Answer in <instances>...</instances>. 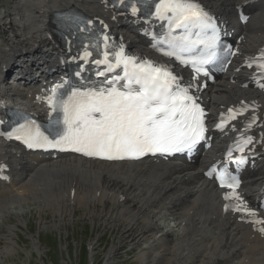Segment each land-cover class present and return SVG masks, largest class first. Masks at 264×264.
<instances>
[{"label":"bare ground","instance_id":"bare-ground-1","mask_svg":"<svg viewBox=\"0 0 264 264\" xmlns=\"http://www.w3.org/2000/svg\"><path fill=\"white\" fill-rule=\"evenodd\" d=\"M201 1L235 28L241 37L237 45L242 54L264 44V0ZM13 2L16 5L3 10L7 13L0 16V86H5L4 99L15 96L31 100L28 95L34 82H39L32 77L41 74L44 78L54 66L59 52L50 30L54 13L74 8L92 16L106 14L113 29L130 45L144 46V40L136 35L144 27L141 19L130 14L116 16L104 0ZM238 7L251 13L245 24L237 21ZM5 25H9L6 30ZM4 68L19 70L22 77L2 80ZM246 81L242 68L222 74L209 87L211 108L249 98L257 101L264 114V91H252L250 85L243 87ZM259 129L264 132V125ZM208 152L214 154L216 149ZM0 158L12 160L13 174L10 180H0V212L11 202L33 198L38 199L36 209H50L60 220L65 213L75 214L81 208L92 221L99 217L106 227H116L126 245L138 248L136 260L140 264H264V235L238 222L236 216L221 213V201L212 181L200 176L202 158L182 165L181 159L175 163H103L52 160L34 154L26 161L17 147L1 142ZM256 171L245 188L248 197L264 182V161L258 163ZM23 215L16 214L14 223L3 225L6 231L0 233V244L4 243L0 245V256L13 249L12 236ZM32 240L35 246L36 239ZM120 248V242L111 246L106 253L107 264Z\"/></svg>","mask_w":264,"mask_h":264},{"label":"snow or ice","instance_id":"snow-or-ice-1","mask_svg":"<svg viewBox=\"0 0 264 264\" xmlns=\"http://www.w3.org/2000/svg\"><path fill=\"white\" fill-rule=\"evenodd\" d=\"M136 11L133 6L132 12ZM155 15L168 25V32L160 41L161 50L163 45L168 46L163 54L175 56L182 63L189 62L183 58V53L201 44L214 47L219 38L213 17L199 0H158ZM105 49L103 59L95 63L105 65L107 72L121 69L122 75L117 73L106 79L101 87L72 89L66 98H55L62 85L53 87V96L48 98V103L54 111L58 109L62 113L55 134L45 135L34 122L26 121L6 133L7 138L20 140L29 148L71 149L85 156L108 160L191 151L204 139V111L191 94L193 85H182L166 65L125 54L122 46L111 58L107 44ZM90 55L87 50L84 52L85 58ZM209 59L211 57H201L191 62L195 67ZM253 63L264 72V51L248 66L252 67ZM201 70L196 67L198 73ZM99 75H105V72ZM260 86L264 87V84ZM229 114L228 119H235L241 113L229 109ZM255 119L253 117L252 122ZM217 127H223V121ZM248 143H251L250 138L245 141ZM237 150L244 151L243 147ZM228 156H232L231 150ZM244 162V158L236 160L237 164ZM215 172L217 169L213 167L206 174L212 177ZM216 179L220 187L231 190L224 194V200L238 202L234 205L226 203L225 211L231 207L233 211L253 217L250 222L254 225H264V220L256 219L257 213L249 209L236 192L239 182L235 176L228 177L226 171H221ZM258 230L264 233V227Z\"/></svg>","mask_w":264,"mask_h":264},{"label":"rangeland","instance_id":"rangeland-1","mask_svg":"<svg viewBox=\"0 0 264 264\" xmlns=\"http://www.w3.org/2000/svg\"><path fill=\"white\" fill-rule=\"evenodd\" d=\"M15 5L13 0H0V16ZM33 199L11 202L0 212V233L6 231L3 225L16 221V214H24L12 236L13 249L0 256V264H107L106 253L119 242L121 248L112 254L108 264H140L136 260L138 248L126 245L116 227H106L99 217L92 221L81 208L75 214L65 213L60 220L50 209H36L38 199ZM32 237L36 239L35 246Z\"/></svg>","mask_w":264,"mask_h":264}]
</instances>
